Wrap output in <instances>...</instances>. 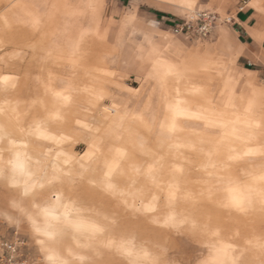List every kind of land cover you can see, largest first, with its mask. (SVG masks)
I'll return each mask as SVG.
<instances>
[{
    "label": "rangeland",
    "instance_id": "374dc122",
    "mask_svg": "<svg viewBox=\"0 0 264 264\" xmlns=\"http://www.w3.org/2000/svg\"><path fill=\"white\" fill-rule=\"evenodd\" d=\"M253 1L255 0H0V76H9L12 82L7 90L0 86V99H7L9 109L14 107L12 111L17 116L7 120L0 116V122L4 124L9 121L11 124L6 128L5 138H14L18 144L27 146L29 137L18 133L15 125L17 122L12 123V120L19 118L24 129L40 121L54 122L56 108L63 107L61 110L66 114L68 128L59 123L51 126L56 134L63 129L68 130L70 139L65 148L82 155L87 151L86 133L77 131L74 123H80L87 114L95 111L99 113L98 119L101 122H118V116L107 111L103 115L98 106L112 92L131 98L129 102L132 105L136 102L134 97L141 99L135 108L131 106L130 114L124 117V124H128L130 129H136L133 137L137 132L145 133L140 138H146V134L150 137L152 133H175L176 126L173 129L164 125L156 126V116L152 113L164 111L168 100L185 108L187 80L209 62H213L219 69L216 77L219 95L217 109L221 119L233 123L229 127V131L233 132L232 137L240 140L238 135L248 134L247 128L264 132V120H261L264 119V49L259 51L253 37L262 33L258 16L264 15V8H254ZM246 5V9L250 7L254 12L252 28L248 29L253 35L248 33L249 36L241 35L235 24L240 10ZM65 41L85 46L81 74L86 71L99 77L95 79L94 91L89 95L77 90L70 91L73 98L67 104H63L56 94L60 88L61 59L71 57L72 52L69 49L63 53L60 49ZM238 50H243L246 56L237 57L235 52ZM67 68L69 72L73 71ZM87 95L97 103H93L96 108L90 112L84 108V104L88 102ZM106 107H112L111 103L107 101ZM251 115L259 117L256 120L247 119ZM118 129L122 130V125ZM111 142H118V138L113 137L108 141L109 144ZM179 143L187 147L186 139ZM2 149L5 153L16 152L10 143L3 144L0 152ZM93 151L96 158L109 154L113 156L114 162L121 164L123 157L129 152L128 148L116 150L108 144L96 145ZM222 151L224 153L221 154L227 158L230 151ZM182 154L185 155V162L195 159L187 148H176L169 152H155L147 160L162 174L151 185H142L154 188L160 195L164 190L172 193L180 191V188L185 190V206L174 200L166 203L162 199L150 204L159 213L158 217L166 222L159 227L168 228L172 238L178 236L176 227L185 229L183 250H168L162 244L149 245L151 257L147 263L199 264L212 257L207 242L217 238V231L214 233L213 228H218L221 236L229 235L227 238L234 239L237 244L245 243V255H242L241 263L251 264L260 251H257V247L248 245L245 239H253L255 235L256 238L259 235L258 239L264 238V226L260 222L262 227L254 229L244 221L249 217L255 221H263L264 213L256 211L250 216L234 206L230 221H220L216 213L218 190L211 189L212 186H207L211 189L207 192L199 190L203 179L216 181L217 171L220 172L223 168H217L219 159L214 157L212 165L202 170L187 167L185 171L171 167L166 162L179 160ZM258 157V160H264V155ZM0 163V237L19 236L24 239L30 264H52L45 256L44 244L38 241L29 222V215L37 213L46 202H50L46 195L50 184H38L34 175L35 179L26 184L27 195L25 192L20 194L21 186L12 183L6 163ZM123 169L126 173L129 170L127 167ZM36 173L34 171L32 174ZM88 177L87 172H81L80 176L75 175L63 183L64 191L71 194L68 197L72 202L79 200L80 190L76 186L87 187ZM90 189L96 192V189ZM146 203L149 204V201ZM77 205L79 208H87L82 203ZM200 205L208 207L205 209L209 210V216L199 211ZM96 208L93 215L100 234L107 232L105 227L113 226L117 220L122 219H116L114 213L101 210L98 206ZM85 209L80 210L81 215L87 212ZM169 212L173 214L167 216ZM224 226H228V232L232 235L230 232L227 234V230L224 231ZM80 233L77 229L67 228L60 239L58 236L54 240L56 245L49 244L48 248L54 250L60 247L68 258L66 264H107L101 261L104 256L102 250L107 248V244ZM253 252L254 257L250 259ZM165 254L167 258L163 260Z\"/></svg>",
    "mask_w": 264,
    "mask_h": 264
},
{
    "label": "bare ground",
    "instance_id": "6f19581e",
    "mask_svg": "<svg viewBox=\"0 0 264 264\" xmlns=\"http://www.w3.org/2000/svg\"><path fill=\"white\" fill-rule=\"evenodd\" d=\"M252 5L256 9L264 8V0H255ZM258 21L261 24L262 33L255 36L250 31L248 33L255 38L259 51H263L264 15H259ZM60 47L63 53L69 49L72 51L70 53L71 57L61 59L60 66L62 69L60 67L61 78L59 80L60 86H58L60 88L56 91L57 97L62 103L67 104L73 98V93L70 91L77 90L79 93L85 92L89 95L94 91L95 79L99 77L86 71L81 74L80 70L84 66L85 46L65 41ZM235 55L237 57L246 56V53L243 50H238ZM212 63L209 62L200 67L187 80L185 108H181L173 101L168 100L164 111L159 110L152 113L153 116H156L154 117L157 121L156 126L164 125L168 129L177 127L175 133L168 132L164 135H154L152 133L154 140H152V134L150 137H148L149 134H146V138H140L145 133L137 132L134 137L132 136L135 134L133 132L136 129H130L128 124H124V117L130 114L131 106L135 108L141 99L138 96L134 97L136 102L135 105H132L129 102L131 98L122 97L119 92L109 93V96L104 97L98 105L103 115L107 111V113L112 112L113 116H118V122H114V120H111L110 124L105 121L101 122L98 119L100 117L99 113L95 111L87 114L85 120L80 123H74L75 126H73L76 127L77 131L86 133L87 151L82 155H77L65 148V144L70 139L68 138L70 136L67 133L68 130L63 129L59 134H56L51 126V124L58 125L59 123L60 126L68 128L66 114L61 110L63 107L56 108V122L40 121L24 129L22 128L24 125L19 121V118L12 120V123L17 122L15 123L18 127L17 132L29 137L27 146L18 144L14 138L7 140L5 131L11 124L9 121L8 123L4 122V124L0 122V148L3 144L10 143L16 151L15 153H5L2 149L0 161L6 163L5 166L8 169L12 183L21 186L19 189L20 194L25 192L26 184L35 179L34 175L37 177L38 184L45 185L46 182L50 184L46 192L50 202H46L47 204L39 208L37 213L29 215L31 228L35 232L38 241L45 246L47 260L50 255H55L62 264L68 262V258L60 247L54 250L48 248L49 244L56 245L54 240L58 236L60 239L67 228L77 229L81 232V235H88L92 239L98 238L104 244H107V248L102 250L104 256L101 260L107 264H149L147 263L151 257L149 245L162 244L168 250L169 248L177 251L183 250L182 239L185 236V229L180 226L176 227L178 236L172 238V233L168 228L159 227L165 225L166 222L163 218L158 217L159 213L150 204L152 202L156 203L155 200L162 199L166 203L174 200L185 206V190L180 188L181 190L176 193L164 190L160 195L154 188H147V186L142 185V183L151 185V182L162 174L153 163H149L147 160L155 152L164 150L169 152L176 148H180V150L187 148L188 152L194 156V160L185 162V155L182 154L179 160L166 161L171 167H178L184 171L187 167L202 170L212 165L211 160L217 156V160L219 159L217 168L219 166L223 167L222 170L217 171L216 181L210 178L203 179L199 184V190L202 192L211 189L218 190L216 213L220 221H230L234 206H238L240 211H246L250 216H253L256 211L264 213V160H258V156L264 155V132L247 128L248 134L238 135L241 138L240 140L232 137L233 132L229 131V127L233 123L219 117L217 109L219 95L216 82L219 69ZM67 67L73 71L69 72ZM11 84L9 76H0V86L4 89L7 90ZM203 84H208V86L204 87ZM87 98L88 102L84 104V108L90 112L96 108L97 103L91 101L89 96ZM107 101L111 103L112 107H106ZM8 104L10 103L7 102V99H0V116L5 117V120L10 117L17 118L15 112L12 111L14 107L10 108V111ZM118 106H121V108H118ZM116 109L117 111H114ZM257 117L259 116L251 115L247 119H258ZM46 118L48 119V117ZM121 125L123 129L119 130L118 128ZM113 137H117L118 142L109 144L108 141L112 140ZM185 139L187 147H185V144L179 143L180 141L185 142ZM103 144H108L116 150L117 148H128L129 152L123 157V164L114 162L113 156L109 154L96 158L93 147L96 145L102 146ZM225 149L230 151L227 158L221 154L224 153L222 150ZM225 159L227 161H224ZM124 167L129 169L127 173L124 171ZM34 171H37V173L32 174ZM81 172L89 174L88 182L90 186L77 185L76 188L78 191L80 190L78 192V194L80 193L79 200L72 202L68 197L69 193L64 191L63 183L65 180L72 179L75 175L80 176ZM207 186L212 187L210 189ZM90 188L96 189V192H93ZM231 191L233 192L231 193ZM69 195L71 196V194ZM147 201H149V204L146 203ZM78 203L87 205V208H79ZM97 206L101 210L114 213L116 219L122 217L113 226L105 227L107 229L106 233L100 234L99 227L95 223L96 218L93 214L96 212ZM201 206H199V211L209 216V210L205 209L208 207ZM43 208L52 209L58 219L45 216L41 211ZM82 209L87 210L83 215L80 211ZM172 214V212H169L167 216ZM259 217L261 218L260 215ZM250 219L251 217L244 222L252 225L254 229H260L264 226V219L263 221L256 219L259 222ZM252 220L255 222L253 223ZM240 221L243 222V220ZM260 222H262V226ZM225 230L228 232V226ZM213 231L217 238L210 239L211 241L207 242L209 254L212 257L202 260L199 264H242L241 258L243 254L245 255V243L237 244V241H233L234 239L227 238L229 235L225 236L223 234L224 236H221L218 228H213ZM47 232L55 233L54 240L45 234ZM230 235H232L231 232ZM255 236H252L253 239L244 238L248 241V245L255 246L258 248L257 251H260V254L256 255L257 259H254L251 264H264V238L258 239L259 235L257 238ZM159 240L160 242H158ZM254 252L250 254V259L254 257ZM166 258L167 254H165L163 260H166ZM245 258L248 260L247 256Z\"/></svg>",
    "mask_w": 264,
    "mask_h": 264
},
{
    "label": "built area",
    "instance_id": "2783aa9c",
    "mask_svg": "<svg viewBox=\"0 0 264 264\" xmlns=\"http://www.w3.org/2000/svg\"><path fill=\"white\" fill-rule=\"evenodd\" d=\"M26 242L19 236L0 237V264H30Z\"/></svg>",
    "mask_w": 264,
    "mask_h": 264
},
{
    "label": "crops",
    "instance_id": "0c3cea01",
    "mask_svg": "<svg viewBox=\"0 0 264 264\" xmlns=\"http://www.w3.org/2000/svg\"><path fill=\"white\" fill-rule=\"evenodd\" d=\"M247 6L248 5H246L245 7H243L240 10L239 16L237 17V19L235 21V24L237 25L238 31L243 36H246V35L249 36L248 35V29L252 28V22L254 20V12H253V9L250 8V7L248 9H246Z\"/></svg>",
    "mask_w": 264,
    "mask_h": 264
},
{
    "label": "snow or ice",
    "instance_id": "6c2138e0",
    "mask_svg": "<svg viewBox=\"0 0 264 264\" xmlns=\"http://www.w3.org/2000/svg\"><path fill=\"white\" fill-rule=\"evenodd\" d=\"M25 195H27V190H25ZM41 211L43 212V214L45 216H52L53 219H58V217H56L54 215V212H53L52 209L43 208V209H41ZM45 234L48 235L50 239H53L54 240L55 233H53V232H47ZM48 260L51 261L52 264H62V262H60L59 259H58V257H56L55 255H50L48 257Z\"/></svg>",
    "mask_w": 264,
    "mask_h": 264
}]
</instances>
